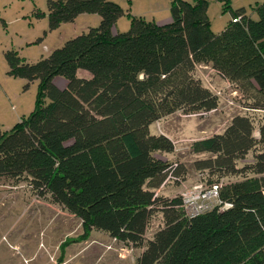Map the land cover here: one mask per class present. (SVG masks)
<instances>
[{"label": "trees", "instance_id": "trees-1", "mask_svg": "<svg viewBox=\"0 0 264 264\" xmlns=\"http://www.w3.org/2000/svg\"><path fill=\"white\" fill-rule=\"evenodd\" d=\"M207 5L171 0L168 22L130 16L114 32L125 14L114 0H46L48 30L86 12L100 20L36 61L4 51L9 75L38 84L33 110L0 129V177L27 178L36 195L79 218L76 240L95 229L139 249L135 264H264V1L256 19L229 8L219 32ZM202 66L236 90L243 111L190 143L204 154L192 161L206 175L200 182L218 184L219 201L189 215L180 192L162 191L185 173L171 160L174 142L150 126L218 108L222 91L198 75ZM154 214L162 222L147 236Z\"/></svg>", "mask_w": 264, "mask_h": 264}, {"label": "rangeland", "instance_id": "rangeland-1", "mask_svg": "<svg viewBox=\"0 0 264 264\" xmlns=\"http://www.w3.org/2000/svg\"><path fill=\"white\" fill-rule=\"evenodd\" d=\"M114 1L125 10V14L112 26L114 32L126 31L130 16H141L157 23L171 20V0ZM263 1L207 0L211 30L219 32L227 25L231 20L229 8L244 7L246 14L256 19L255 4ZM99 20L98 14L86 12L79 14L72 22H65L56 29L48 30L46 0H0L2 131L11 129L21 117L33 110L38 84L34 80L25 88V79L9 75L4 51L13 48L27 61H36L61 46L66 39L96 26ZM197 72L211 87L222 91L218 108L201 114L176 111L150 126L152 131L165 133L172 139L175 151L170 155L171 160L182 163L185 169L181 181H170L162 187L167 195H177L185 185L204 182L206 175L192 165L196 157L204 154L191 153L190 143L194 139L221 131L234 114L243 111L226 83L213 70L202 66ZM80 73L86 74L87 71L80 70ZM54 81L61 87L66 83V79L60 75H56ZM161 222L160 215L154 214L146 235L150 236ZM82 231L79 218L48 198L36 195L27 178L0 177V264H115L109 255L122 242L95 229L85 240H76ZM63 243L66 244L62 245ZM121 252L123 264H135L139 249L123 247Z\"/></svg>", "mask_w": 264, "mask_h": 264}, {"label": "built area", "instance_id": "built-area-1", "mask_svg": "<svg viewBox=\"0 0 264 264\" xmlns=\"http://www.w3.org/2000/svg\"><path fill=\"white\" fill-rule=\"evenodd\" d=\"M215 91L221 95L220 90L215 89ZM230 92L233 95H236L237 93L236 90H232ZM168 178L169 176L166 178V180ZM218 189L219 185L215 183L206 185L201 182H197L190 185H185L180 190V195L182 197V203L187 214L194 215L212 208L219 201ZM121 251L122 248L119 252L120 255L123 254Z\"/></svg>", "mask_w": 264, "mask_h": 264}, {"label": "crops", "instance_id": "crops-1", "mask_svg": "<svg viewBox=\"0 0 264 264\" xmlns=\"http://www.w3.org/2000/svg\"><path fill=\"white\" fill-rule=\"evenodd\" d=\"M77 18V17H76ZM75 18V19H76ZM200 68V67H199ZM63 87V86H62ZM111 244V243H110ZM122 243H120V245H119V247L118 248H116L115 247V249L116 250H113V252L109 255V258L111 259V260H113L114 261V263L115 264H123V258L124 257H122L120 254H119V249L120 248H123V247H125L126 249H127V247L126 246H124L123 244L121 245ZM107 250H109V249H107ZM123 255V254H122Z\"/></svg>", "mask_w": 264, "mask_h": 264}]
</instances>
